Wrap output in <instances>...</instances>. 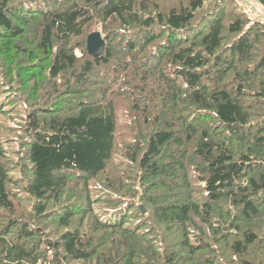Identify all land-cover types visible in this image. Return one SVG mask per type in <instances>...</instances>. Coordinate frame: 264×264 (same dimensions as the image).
Listing matches in <instances>:
<instances>
[{
	"label": "trees",
	"instance_id": "trees-1",
	"mask_svg": "<svg viewBox=\"0 0 264 264\" xmlns=\"http://www.w3.org/2000/svg\"><path fill=\"white\" fill-rule=\"evenodd\" d=\"M0 264H264V21L0 0Z\"/></svg>",
	"mask_w": 264,
	"mask_h": 264
},
{
	"label": "rangeland",
	"instance_id": "rangeland-1",
	"mask_svg": "<svg viewBox=\"0 0 264 264\" xmlns=\"http://www.w3.org/2000/svg\"><path fill=\"white\" fill-rule=\"evenodd\" d=\"M241 9L251 18L264 21V11L257 0H237ZM6 122V119H2Z\"/></svg>",
	"mask_w": 264,
	"mask_h": 264
},
{
	"label": "water",
	"instance_id": "water-1",
	"mask_svg": "<svg viewBox=\"0 0 264 264\" xmlns=\"http://www.w3.org/2000/svg\"><path fill=\"white\" fill-rule=\"evenodd\" d=\"M104 46V40L99 32L91 33L87 38V50L91 55L97 56L101 53ZM143 209V208H142ZM144 212V209H143Z\"/></svg>",
	"mask_w": 264,
	"mask_h": 264
}]
</instances>
